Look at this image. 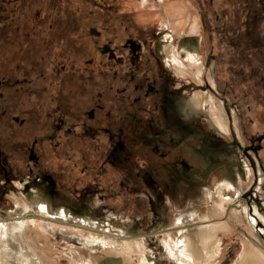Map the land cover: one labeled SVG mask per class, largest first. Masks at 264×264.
I'll return each instance as SVG.
<instances>
[{
	"label": "rangeland",
	"instance_id": "obj_1",
	"mask_svg": "<svg viewBox=\"0 0 264 264\" xmlns=\"http://www.w3.org/2000/svg\"><path fill=\"white\" fill-rule=\"evenodd\" d=\"M121 1L0 0V264H17V256L8 253L20 225L11 219L15 203L10 195L25 191L30 177L47 179L67 212L91 220L94 227L110 226L111 233L134 245L130 264H192L168 249L167 231L198 211L212 210L210 219L223 218L228 201L215 209L213 195L227 176L234 180L225 189L229 200L256 196L250 199H255L257 227L264 229V149L258 151L262 164L253 157L258 184L254 187L246 174L249 186L242 190L241 165L248 161L231 111L234 104L243 106L242 132L249 146L252 141L259 145L264 20L246 25L249 0H134L128 11ZM261 2L255 0L254 20ZM198 13L206 29L204 50L217 58L206 70L215 89L207 74L206 84H200L201 66L182 60L177 51L174 55L191 72L172 75L151 59L150 48L169 38L171 22L184 34L189 23L198 26L192 22H198ZM252 32L256 47L247 36ZM194 42L179 48L194 51ZM250 70L253 76L244 78ZM198 94L215 100L229 133L203 128L214 121L211 112L186 123L181 108ZM42 122L50 130L42 132ZM214 166L220 170L216 175L209 172ZM32 220V229L23 230L19 239L38 242L46 255L38 263L111 264L101 255V233L85 231L99 241L91 248L84 239L60 229L43 226L44 231L38 227L42 222L35 226ZM231 221L229 230L217 236L210 264H244L250 227Z\"/></svg>",
	"mask_w": 264,
	"mask_h": 264
},
{
	"label": "bare ground",
	"instance_id": "obj_2",
	"mask_svg": "<svg viewBox=\"0 0 264 264\" xmlns=\"http://www.w3.org/2000/svg\"><path fill=\"white\" fill-rule=\"evenodd\" d=\"M170 45L165 44L162 50L163 55H172L174 60H176V66L170 67V70L175 74H181L183 72L188 73V66L184 64L183 61H181L176 55H174L176 49L172 48V46L170 47ZM198 49L199 48L197 47V49L195 48L194 51ZM196 53L198 55H196ZM193 55L196 57L193 58ZM188 58L192 60L193 63H203V54L200 51L199 53L197 51L195 53L189 51ZM201 74H199V77L202 76ZM208 99L209 100L205 98V106L209 105L210 107L208 109H205V106L202 104V102H199L200 99L191 100L189 110L193 113L189 114L185 110L186 116L193 119V114L199 116L201 115L202 111L205 112L206 115H208V112H211L215 119L207 126H209L211 129H214L218 133H229L224 113H222V111L216 107L215 100L211 98ZM248 166L249 165L247 163H244V167L247 172L246 174L249 176L251 175V170ZM216 173L212 175H216ZM246 174L244 175L247 176ZM246 178L244 177V180L242 178L240 179L242 190L247 188V185L245 184ZM233 183L234 180L228 177V181L225 180L219 186L215 195L212 194L215 196V199L217 198L218 200V202L213 205L215 209L223 206L224 203L228 201L226 202V208L224 211L222 210L224 217L210 219L214 218L212 215V210H210L211 212L209 214H205L200 211L196 212L192 217L183 221L177 228L167 231L169 239L166 245L168 246L169 250L172 251L174 248L178 254L183 256L185 260L191 261L192 264H210L209 262L214 260V251L218 244L217 236L219 235V232L229 230V224L234 223L231 221V218H235L237 222L236 224H240L242 220L246 226L250 227V233L252 235V240L248 241V244H246V256H243L244 264H264V232H262L261 229L259 230L257 227L258 218L256 217V214H254V208L249 204V200H244L243 197L242 199L238 198L239 200L235 203L231 198L229 200V195L227 196L225 189H227L226 186H233ZM50 194V192L48 194L47 188H39L37 191L33 190L30 193H26L22 190L19 194L12 192L10 195L11 202L15 203V209L11 210L12 214L10 213L11 219L18 220V224H20L19 227H15L16 229H19L13 234L11 238L21 246V256H19L17 264H40L38 263L39 258L46 257V255L42 252V249L39 247L38 242L35 241V243H31L29 239H26L27 243H24L22 239H19L20 237L24 236L22 234L23 230L27 232V229H32V226L30 225V221H33L32 219L36 221L35 226L42 222L43 224L38 225V227L44 229V231L45 228H50L53 230L60 229L61 232L73 236V238H76L79 241L84 239V242L90 245L89 247L91 248L92 245L95 246L97 243H99V241L92 239L89 234L85 233V231L90 230L95 233H101V255H104V257L108 258V260L111 261V264H121L122 261H125V264H130L132 255L135 251L133 247L134 245L132 246L128 244L122 237L120 238L119 236L111 233L109 229L110 226L103 227L99 226L98 224L97 227H94L93 225L95 223L85 220L80 221L82 218L79 220L78 217H73L71 212H67L66 208L58 210V208H56L57 206H55V201L52 197H50ZM208 196L209 192L206 190L205 200H207L206 197ZM102 228L108 230H102ZM31 248L36 252H42V256L39 253H37L36 255L38 256H36L35 252H32Z\"/></svg>",
	"mask_w": 264,
	"mask_h": 264
},
{
	"label": "flooded vegetation",
	"instance_id": "obj_3",
	"mask_svg": "<svg viewBox=\"0 0 264 264\" xmlns=\"http://www.w3.org/2000/svg\"><path fill=\"white\" fill-rule=\"evenodd\" d=\"M121 4L123 5L124 4V6H123V9L125 10V11H128L130 8H129V6L130 5H136V3H135V1L134 0H122L121 1ZM260 5V8L258 7L257 9V11H258V13H260V10L259 9H261V14H256L257 15V17H255L256 19L254 20V10L256 9L255 7H257L256 6V3H255V0H249V8H248V11H249V13H250V16H249V22L246 24L247 26H250V25H253V22H255L256 20L258 21V20H264V0H262V2L261 3H259ZM193 5H194V3H193ZM131 7V6H130ZM198 8V7H197ZM198 12V11H197ZM198 18H199V20H198V22H196L195 20L194 21H192V22H195V24H197L198 26L196 27V25L195 26H190V23H189V28L186 30V33L184 32V34L183 33H179V27L180 26H178V24H176V22L175 23H170L169 25H170V27H171V32H169L170 33V36H169V38L168 39H166V40H164V41H161V42H157V43H155L154 44V46L152 47V48H150L151 50H152V52H153V55H152V61L155 63V65H157V63H159L160 65H161V68L162 69H166L168 72H170V73H172V75H175V73L173 72V71H171L170 70V67H172L171 65L173 64V61H175L176 62V60H174V58L172 57V55H170V56H166V55H163V46L165 45V44H168V45H170V47L172 46V48H175L176 49V51H177V54L179 55V56H181V58L182 57H184L185 59L186 58H188V53H189V51H191V50H188V49H184V50H181L182 48H179V46H180V44H181V47L182 46H184L186 43H189V42H191V41H195L194 43H196V46L199 48L198 50H196L198 53H199V51L203 54V63H201V64H198V65H200L201 67V69H203V73H202V82L200 83V84H206V77H207V75H209L211 78V82H209V84L210 83H212V88H216V86H217V84L215 83V81H214V78H213V76H212V74L210 73V72H208L207 73V67H208V63L209 62H212L211 60H214V59H217L216 58V56H214V55H210L209 57H207V54H206V51L204 50V48H205V44H206V41H205V32H206V29L204 28V25H202V21H201V17L199 16V13H198ZM199 23V24H198ZM189 32H191V33H198V35L197 36H194V35H191ZM247 36L249 37V39H252L251 41H253L252 42V46L253 47H256V44H255V41H254V32H252V33H247ZM89 40L90 41H92L93 42V44H94V42L96 43V42H98V41H96V40H94V39H91V38H89ZM236 45H238V44H236ZM259 45V44H258ZM257 45V46H258ZM132 47L135 49V50H137L138 49V46L137 45H135V44H133L132 43ZM178 48H179V50H178ZM196 51H192V53H195ZM192 55V54H191ZM196 55H198L197 53H196ZM194 56V55H193ZM179 58V57H178ZM173 59V60H172ZM185 59H183L182 58V60H185ZM181 60V59H180ZM184 62V61H183ZM185 63V62H184ZM193 63V62H192ZM193 64H196L195 62L193 63ZM174 67V66H173ZM190 72V71H189ZM187 73V72H186ZM185 73L183 72V73H181V74H176V75H184ZM207 74V75H206ZM253 74H254V72L252 71V70H250V73L248 74V75H246V76H244V78H248V77H251V76H253ZM205 92H207L206 91V88H203V90H202V94L203 95H206V93ZM216 98H218V97H216ZM196 100V99H200L199 100V102H202V104L205 106V97H203L202 95H200V94H198L197 96H194V97H192L191 99L189 98L188 100V103L186 104V106H184V108H181V111H180V104H179V111H180V113H181V115L183 116V117H185V118H187L186 120V123L187 124H193L195 121H197L198 119H196L195 117H197L198 118V116L197 115H195V114H193V119L192 118H189L188 116H186V112L187 113H189V114H191V113H193V112H190V110H189V106H190V102H191V100ZM211 99H213L212 97H211ZM219 99V98H218ZM202 100V101H201ZM207 100H209L208 99V97H207ZM214 100V99H213ZM180 103V102H179ZM242 105H237L236 106V104H234L233 105V108H231V111L234 113V115L235 116H237V118H238V121H237V130H236V132H237V134H239V136H240V138L242 139V141L244 142L243 144H245V146L243 147V154H242V156L248 161V163H249V169L251 170V173H252V176L251 175H249L251 178H253V184H254V187L256 186L255 184H258V180H259V176L257 175V174H255V175H253V169L255 168L254 167V163H253V157L255 156L258 160H259V162L262 164V161H261V159H260V157H259V155H258V151L259 150H263L264 149V146H263V140H264V134H262L260 137H259V140L261 141L260 142V144L258 145V143H255V141H252V146H249L248 145V143H247V138H246V136L243 134V132H242V128H241V124L239 123V122H243V124H242V126L244 127V124H245V113H244V111L242 110ZM208 108H210L209 107V105H207V106H205V109H208ZM185 110H186V112H185ZM199 115V114H198ZM201 115H206V113L205 112H203L202 111V113H201ZM201 115H199V117L201 116ZM247 119H248V117H247ZM161 122V121H160ZM253 121H252V119H249V123H252ZM40 123V122H39ZM209 124V123H208ZM40 128H41V130H42V132H45V131H47V130H50L49 128V124L48 123H45V122H42V124L40 125ZM203 128H205V129H207V125L205 126V127H203ZM228 130H229V127H228ZM230 132V131H229ZM239 132V133H238ZM244 136H245V138H246V140H245V138H244ZM231 144H233V143H231ZM252 152V154H250ZM170 154H171V152H170ZM32 158L34 159V157L32 156ZM27 160V159H26ZM21 161H22V159H21ZM247 163V164H248ZM192 166V165H191ZM242 166V168H243V170H242V176H240V179L242 178L243 180H244V177L246 178V176L244 175V174H246L247 172H245L246 171V169H245V167H244V163L241 165ZM192 168V170L193 171H195V169H198V167L197 166H192L191 167ZM218 171H220L219 169L218 170H216V168H215V166L214 167H212L211 169H210V174H215L216 172H218ZM263 173H264V170H263ZM209 174V175H210ZM217 174V173H216ZM209 175H208V177H209ZM244 175V176H243ZM264 175V174H263ZM262 175V176H263ZM212 176V175H211ZM254 176H255V179H256V181H255V183H254ZM262 178H264V176L262 177ZM43 179V180H42ZM225 180H227L228 181V176H227V178H225L224 179V181ZM223 181V182H224ZM222 182V183H223ZM25 184H24V186L26 187L25 188V191L24 192H26V193H30L31 191H33V190H37V189H39V188H47V190H48V194H49V192L51 193L50 195V197H52L53 199H54V201H55V206H57L56 208H58V210L60 209H63V208H66V206L65 205H61L60 203H59V201H60V195H58L57 197H56V191H55V189L53 188V187H51V184H50V182L47 180V179H45V178H36V179H32V177H30L29 179H27V180H25V182H24ZM262 185H263V187H262V189L264 188V182H262ZM33 186H35V188H33ZM249 186V185H248ZM248 186H247V188H248ZM232 187V186H231ZM49 188V189H48ZM253 190H255V188H253ZM231 191H234V189H232V190H229V193H231ZM263 193H264V189H263ZM226 194H227V192H226ZM227 196H228V194H227ZM252 196H255L254 194H251L250 193V195H248V197H246V198H253ZM234 198H236V197H234ZM234 198H231L232 200H233V202L235 203V202H237L239 199L237 198V199H234ZM249 198V204L251 205V206H253L252 204H253V202H255V199H250ZM255 198H256V196H255ZM251 201H253V202H251ZM256 202L258 203V199H256ZM56 203H58V204H56ZM69 212H71V211H69ZM252 213H253V211H252ZM71 215L73 216V217H76V216H74L72 213H71ZM79 218V220L81 219V217H78ZM83 220H85V221H88V222H92L91 220H89V219H85V218H83V219H81L80 221H83ZM93 223V222H92ZM258 224V223H257ZM260 225H261V221H260V223H259ZM259 228V230L261 229V227H258ZM262 230V232H264V229H261ZM10 242H11V245H12V247H11V249H9V251H8V253H10V255H13V256H17V262H18V259H19V256H21V246H20V244L19 243H16V241H14V239H10Z\"/></svg>",
	"mask_w": 264,
	"mask_h": 264
},
{
	"label": "water",
	"instance_id": "obj_4",
	"mask_svg": "<svg viewBox=\"0 0 264 264\" xmlns=\"http://www.w3.org/2000/svg\"><path fill=\"white\" fill-rule=\"evenodd\" d=\"M94 34L98 35L99 33L98 32H94Z\"/></svg>",
	"mask_w": 264,
	"mask_h": 264
}]
</instances>
